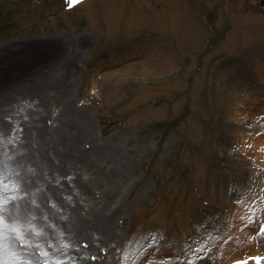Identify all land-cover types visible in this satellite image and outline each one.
Masks as SVG:
<instances>
[{
	"label": "rangeland",
	"instance_id": "obj_1",
	"mask_svg": "<svg viewBox=\"0 0 264 264\" xmlns=\"http://www.w3.org/2000/svg\"><path fill=\"white\" fill-rule=\"evenodd\" d=\"M32 1L37 15L0 24L43 33L0 43V61L16 43L35 53L22 59L35 60L22 81L38 76L40 92L0 107L10 167L0 174V264H74L69 254L124 264L122 251L127 264H264L261 0ZM57 135L66 150L89 151L76 163L55 148L43 162L29 156L19 178L22 140L33 151ZM17 181L26 188L7 223L1 206ZM71 206L78 225L107 222L85 242L67 227ZM92 248L107 256L91 259Z\"/></svg>",
	"mask_w": 264,
	"mask_h": 264
},
{
	"label": "bare ground",
	"instance_id": "obj_2",
	"mask_svg": "<svg viewBox=\"0 0 264 264\" xmlns=\"http://www.w3.org/2000/svg\"><path fill=\"white\" fill-rule=\"evenodd\" d=\"M10 33H11L10 35H7L4 38H7L8 40H13L14 37L18 35V33L22 34V33H25V31H18L17 32V30L15 29V31L10 32ZM29 42L30 41H28L27 43H29ZM17 46H19V43H16V44L10 46V48H8V50L5 51L8 53L9 59L7 58L6 61H0V78L2 79L1 83H0V107H2L1 108L2 111H3L4 106L11 103V102L14 103V101L16 102L17 100H20V99L23 100V99H26L28 97H34L35 95L40 93L38 86H35V85H37V82H38V78H37L38 76L31 75L30 81H22L24 79L23 78L24 74L29 72L28 70H30V68H28V70L25 69L23 71L25 73H23L21 71V68L23 66L33 65L35 63V60L31 61V57L29 58L30 61H24L22 59H26V57H24V56L35 55V53H32L31 51L28 52L29 50H26L27 53H25L24 51H18L17 48L15 50L11 49L12 47H17ZM20 63H22L21 66H19ZM42 117H43V115H40L39 119L41 120ZM70 126L73 127V129H75V128H77V123L68 122L66 124L67 130L70 129ZM36 128L39 129V127H36ZM57 134H60V133L57 132ZM26 137H28V136H26ZM26 137L22 140L24 142V144H19V146H17L18 148L16 149L17 152L14 154V160L12 158V164H13V166H15L16 168L19 169V171H20L19 178H21V179L27 177V175L29 174V172L27 170L26 162H25V160L29 156L32 158H36V156H37V160L40 162H43L42 159H47L49 154L51 153V151L55 148L56 154L59 157H61V159L63 160L64 163H69L70 160H71V163H76L77 162L76 160L79 161V159L82 158L84 150L89 151V149L85 148V144L88 143L90 140L89 136H85V138L87 140H86V143L82 145V147L85 148L84 150L81 149L80 147H77V149H76V146H73V145H70V148H68L66 150V148H67L65 145L66 142L64 140H62L63 137H65V136L57 135V137H55L50 142V144H48V145H46V143L43 145V142L40 141L42 146H40L39 148H37L33 151H31L32 150L31 144H34V142L27 144L28 138H26ZM31 140H32V137H31ZM19 147H20V149H19ZM94 148L101 149L100 147H95V146H94ZM19 152H23L21 154L25 155V156L20 157ZM115 153H117V149L113 148L112 152H110L107 155H110V154L114 155ZM26 154H28V156H26ZM107 155H105V156L107 158H110ZM7 159H8V157H0V174H3V177H4V174H7V173L10 174V172H9L10 167L8 166ZM111 161H112V158H110L109 163ZM35 163L36 162H34V164ZM44 165H45V163L38 164V165L35 164V166L40 168V169L44 168ZM25 188L26 187L24 185H21V183H19L17 181L16 187L15 186L13 187V191L9 192V190H8L6 192L7 195H5V202L2 204L1 207H2V213H3L2 217L5 219V221L7 223H9L11 221V217H14L12 215H15L14 213L16 212V211H14L15 207H12L9 209L8 205H10L13 201H17L18 198H20L18 196H21L20 195L21 189H25ZM9 196H11V197H9ZM12 206H13V204H12ZM8 209H9V212H8ZM67 213L69 215V225L67 227L70 226L72 231L74 229H77V228L82 229V230L77 232L75 237L81 238L85 242L89 241V236H88L89 228H93L94 226H96L97 229H101L107 222V219L105 217H102L101 215L97 214V217L94 216L95 222H89L90 220L87 221L89 216H84V221L80 225H78L77 219L74 220V218H76V216L80 214L79 211L77 210L76 206L69 207V209L67 210ZM109 220H110V218H108V221ZM57 238H58V236H56L55 239H57ZM88 251H91V255H94V256L98 255L101 258L103 257L102 254H96L97 251L94 248L89 249ZM95 260L97 261L96 258H95ZM100 264H105V262L101 261Z\"/></svg>",
	"mask_w": 264,
	"mask_h": 264
},
{
	"label": "trees",
	"instance_id": "obj_3",
	"mask_svg": "<svg viewBox=\"0 0 264 264\" xmlns=\"http://www.w3.org/2000/svg\"><path fill=\"white\" fill-rule=\"evenodd\" d=\"M3 1L4 0H0V3L2 6H3ZM9 4H10V7H8ZM31 6H35L37 8L39 6V3H33L32 0H12L11 3H8L6 6L0 7V24H6L9 27L11 19L22 18V20H23V17H21V14L24 12H25L26 16H28L29 14L37 15V9H35V8H33L32 11L29 14H27V12L30 11ZM24 9H26V10L29 9V10L26 11ZM18 27H19V29H18ZM32 27H34V25H32ZM32 27H29V24H26V25L22 24L20 26L15 25V28H12V29H16V30L20 31L21 29H26V28L32 29ZM10 34L11 33L9 31L6 32V30H4V29L2 31H0V36H3V38L6 37L7 35H10Z\"/></svg>",
	"mask_w": 264,
	"mask_h": 264
},
{
	"label": "snow or ice",
	"instance_id": "obj_4",
	"mask_svg": "<svg viewBox=\"0 0 264 264\" xmlns=\"http://www.w3.org/2000/svg\"><path fill=\"white\" fill-rule=\"evenodd\" d=\"M72 2L75 3L76 0H72ZM260 231H261L262 233H264V225H260ZM17 234L19 235V233H17ZM20 242H21L22 244L27 243V241H26L23 237L20 238ZM45 264H47V262H45Z\"/></svg>",
	"mask_w": 264,
	"mask_h": 264
}]
</instances>
